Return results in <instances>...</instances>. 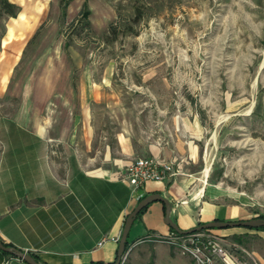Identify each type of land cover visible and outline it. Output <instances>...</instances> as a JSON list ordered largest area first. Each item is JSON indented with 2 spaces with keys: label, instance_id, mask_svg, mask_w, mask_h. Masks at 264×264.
<instances>
[{
  "label": "rangeland",
  "instance_id": "374dc122",
  "mask_svg": "<svg viewBox=\"0 0 264 264\" xmlns=\"http://www.w3.org/2000/svg\"><path fill=\"white\" fill-rule=\"evenodd\" d=\"M60 7L50 0L46 19L19 53L0 109L30 118L43 108L45 122H69L81 106L83 71L93 79L106 73L103 96L89 103L93 138L115 150L123 129L135 147L165 144L181 176L216 184L249 218L264 215V0H70ZM232 230L218 234L225 247L259 264L249 253H263L262 238L243 233L235 242ZM137 235L121 264H165L168 248L156 258L157 242L181 253L170 229Z\"/></svg>",
  "mask_w": 264,
  "mask_h": 264
},
{
  "label": "crops",
  "instance_id": "0c3cea01",
  "mask_svg": "<svg viewBox=\"0 0 264 264\" xmlns=\"http://www.w3.org/2000/svg\"><path fill=\"white\" fill-rule=\"evenodd\" d=\"M8 1L17 10L15 15L3 13L2 17L0 102L19 53L46 19L50 3ZM58 4L60 7V0ZM88 73L83 71L79 78L81 106L69 112V122H45L43 108L30 118L11 117L0 109V239L4 243L47 264L111 263L125 217L140 198L153 192L171 203L170 216L181 229L214 219L249 218L244 206L225 199L216 184L197 176H181V164L165 144L150 142L135 147L132 136L123 129L115 133V150L106 141L93 138L89 103L103 96L110 79L106 73L96 79ZM188 150L192 156L194 145ZM138 157L172 161L176 174L162 181H147L142 190L133 192L123 175L125 166ZM163 217V202H150L134 219L128 244L140 237L138 232H168ZM226 229H234L229 233H236L235 242L243 233H252L264 243V229L233 226L218 228L217 233L226 235L228 232H222ZM164 245L168 248L165 264H196L161 242L154 244L156 258ZM249 254L253 261L264 264V251L252 249ZM0 264L28 263L0 249Z\"/></svg>",
  "mask_w": 264,
  "mask_h": 264
},
{
  "label": "built area",
  "instance_id": "2783aa9c",
  "mask_svg": "<svg viewBox=\"0 0 264 264\" xmlns=\"http://www.w3.org/2000/svg\"><path fill=\"white\" fill-rule=\"evenodd\" d=\"M175 174L172 161L160 162L153 157H138L125 166L123 179L133 188V192H139L147 181H162ZM172 233L179 240L170 242L177 244L181 254H187L196 264H246L228 250L222 237L214 232L203 229L188 234ZM126 254L122 255L120 264Z\"/></svg>",
  "mask_w": 264,
  "mask_h": 264
},
{
  "label": "water",
  "instance_id": "95a60500",
  "mask_svg": "<svg viewBox=\"0 0 264 264\" xmlns=\"http://www.w3.org/2000/svg\"><path fill=\"white\" fill-rule=\"evenodd\" d=\"M161 201L164 204V217L163 221L172 229L175 230L178 234H188L195 231L203 230V229H210V228H225V227H233V226H245V227H264V217L256 216L251 217L244 220H235V221H226V220H210L207 222H202L200 224H197L196 226H193L188 229H181L177 223L171 218L170 216V210H171V203L161 196L157 192L149 193L142 198L139 199L137 204L133 207V209L127 214L124 220L123 228L121 231V235L118 239V245L116 250V257L115 260L108 264H120L122 255L127 252L129 249L128 247V233L131 228V225L136 218L137 214L146 207L150 202L152 201ZM0 249L4 252H7L17 258H20L27 262L28 264H47L45 262H40L36 260L32 254H30L27 251L21 250L20 248H17L13 245H7L0 239ZM100 264V263H96Z\"/></svg>",
  "mask_w": 264,
  "mask_h": 264
},
{
  "label": "trees",
  "instance_id": "16d2710c",
  "mask_svg": "<svg viewBox=\"0 0 264 264\" xmlns=\"http://www.w3.org/2000/svg\"><path fill=\"white\" fill-rule=\"evenodd\" d=\"M69 1L70 0H60V5H61V8H62L63 11H64V8H66V6L68 5ZM0 9L5 14L15 15L16 10H17V7H16L15 4L9 2L8 0H0ZM88 14H89V9H87L86 4L83 3V5L81 7V10L79 12V15L81 16V18L85 19V21H86L87 18H88ZM76 19H77V17L75 19L71 20L70 23H69V25H72ZM87 23L88 22H85V24H87ZM111 27H112V24H111ZM144 208L137 215H139L144 210ZM260 216L261 217H264V215H260ZM253 228H261V229H264V227H253ZM169 229H170L171 232H175V230L172 229L171 227ZM5 244L10 245L9 243H5ZM5 253H7V252H5ZM100 264H103V263H100Z\"/></svg>",
  "mask_w": 264,
  "mask_h": 264
},
{
  "label": "bare ground",
  "instance_id": "6f19581e",
  "mask_svg": "<svg viewBox=\"0 0 264 264\" xmlns=\"http://www.w3.org/2000/svg\"><path fill=\"white\" fill-rule=\"evenodd\" d=\"M207 172H208V168L206 167V169H205V174H207Z\"/></svg>",
  "mask_w": 264,
  "mask_h": 264
}]
</instances>
